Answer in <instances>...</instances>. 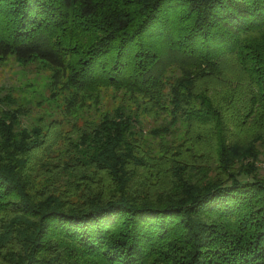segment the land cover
I'll return each instance as SVG.
<instances>
[{
    "label": "trees",
    "instance_id": "trees-1",
    "mask_svg": "<svg viewBox=\"0 0 264 264\" xmlns=\"http://www.w3.org/2000/svg\"><path fill=\"white\" fill-rule=\"evenodd\" d=\"M8 56L63 104L0 84V264H264V0H0Z\"/></svg>",
    "mask_w": 264,
    "mask_h": 264
},
{
    "label": "rangeland",
    "instance_id": "rangeland-1",
    "mask_svg": "<svg viewBox=\"0 0 264 264\" xmlns=\"http://www.w3.org/2000/svg\"><path fill=\"white\" fill-rule=\"evenodd\" d=\"M154 37L149 36L147 42L151 45L155 44V46H160V42L154 41ZM232 73L233 70H229L225 75H231ZM50 83L51 69L44 62L39 60L22 62L16 59L15 56H8L4 60H0V84L13 89L19 101L23 105L28 106L30 110L29 115L24 116L25 126L31 127L39 123L48 124L51 120L62 117L63 99L51 98L52 89ZM113 94V91H107L103 94L102 103L100 104L102 109L114 106ZM94 111L95 109L93 107L81 109L78 114V122H82L84 118L86 119L93 115ZM165 117V115H162L158 121H147L146 129L165 123ZM65 124L62 127L63 131H66L70 125V123ZM185 129V122L172 125L171 132L166 138L167 141L182 140ZM159 139L155 138L152 140L151 148L153 150H158ZM45 157L44 160L47 158L52 159L50 155H45ZM262 158L264 160V156ZM259 165L262 166V171H264V161L259 162Z\"/></svg>",
    "mask_w": 264,
    "mask_h": 264
}]
</instances>
